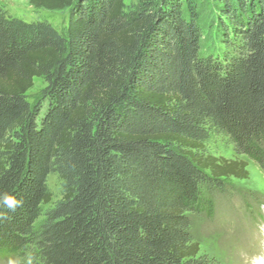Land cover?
Returning a JSON list of instances; mask_svg holds the SVG:
<instances>
[{"label": "trees", "instance_id": "16d2710c", "mask_svg": "<svg viewBox=\"0 0 264 264\" xmlns=\"http://www.w3.org/2000/svg\"><path fill=\"white\" fill-rule=\"evenodd\" d=\"M28 1L69 19L62 32L0 2V195L21 201L0 206V259L218 264L191 215L249 176L212 137L264 169V0H138L131 16L125 0ZM51 174L63 197L44 209Z\"/></svg>", "mask_w": 264, "mask_h": 264}, {"label": "rangeland", "instance_id": "374dc122", "mask_svg": "<svg viewBox=\"0 0 264 264\" xmlns=\"http://www.w3.org/2000/svg\"><path fill=\"white\" fill-rule=\"evenodd\" d=\"M209 1V0H204ZM14 16L28 21L47 20L64 32L68 23V10L48 11L35 9L28 0H0ZM138 0H125V11L131 16L138 7ZM210 2V1H209ZM208 3V2H207ZM206 3V4H207ZM204 5L202 21L205 44H214V30L207 27L212 7ZM214 46V45H213ZM47 83L43 78H35L33 87L27 92L30 102L39 100ZM210 154L225 159L246 161L248 178L231 177L225 181L224 191H211L214 214L191 215L192 235L199 244L200 254L214 258L218 264H257L264 260V169L244 154H237L233 145L222 136H214L207 144ZM52 192L51 202L44 207H52L63 197L61 181L56 174L48 177ZM0 264H19L14 258L0 259Z\"/></svg>", "mask_w": 264, "mask_h": 264}, {"label": "clouds", "instance_id": "9594fccd", "mask_svg": "<svg viewBox=\"0 0 264 264\" xmlns=\"http://www.w3.org/2000/svg\"><path fill=\"white\" fill-rule=\"evenodd\" d=\"M20 203L21 201L17 200L14 196L8 194L0 195V206H6L9 210L15 211ZM28 264H32L31 259H29ZM257 264H264V260H258Z\"/></svg>", "mask_w": 264, "mask_h": 264}]
</instances>
